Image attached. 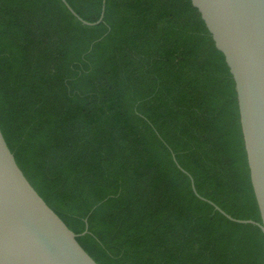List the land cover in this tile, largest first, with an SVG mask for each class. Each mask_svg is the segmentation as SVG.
<instances>
[{"label": "trees", "instance_id": "1", "mask_svg": "<svg viewBox=\"0 0 264 264\" xmlns=\"http://www.w3.org/2000/svg\"><path fill=\"white\" fill-rule=\"evenodd\" d=\"M67 1L103 19L0 0V127L30 183L99 264H264L262 229L192 187L261 222L235 83L192 0Z\"/></svg>", "mask_w": 264, "mask_h": 264}, {"label": "water", "instance_id": "2", "mask_svg": "<svg viewBox=\"0 0 264 264\" xmlns=\"http://www.w3.org/2000/svg\"><path fill=\"white\" fill-rule=\"evenodd\" d=\"M67 8L84 24L67 0ZM105 3V0H103ZM216 47L224 54L237 92L250 178L261 222L227 213L229 219L258 225L264 233V0H192ZM175 158V155H174ZM88 230V228H87ZM85 230L82 234H84ZM78 234L47 204L18 165L0 127V264H99L78 242Z\"/></svg>", "mask_w": 264, "mask_h": 264}]
</instances>
